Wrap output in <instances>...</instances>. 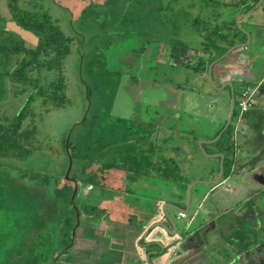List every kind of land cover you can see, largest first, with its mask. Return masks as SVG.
<instances>
[{
    "label": "rangeland",
    "instance_id": "obj_1",
    "mask_svg": "<svg viewBox=\"0 0 264 264\" xmlns=\"http://www.w3.org/2000/svg\"><path fill=\"white\" fill-rule=\"evenodd\" d=\"M32 1L20 0V7L30 9ZM41 4L64 33L75 39L65 64L67 93L72 103L67 109L45 114L38 122V143L33 155L0 156V264H23L22 256H31L36 264H42L45 250L50 256H46L47 263L113 264L107 244L103 252L99 250L96 256L86 259L80 251L89 250L91 242L76 240L70 257L52 252L55 242L65 234L67 219L71 217L74 223L68 206L72 181L76 177L80 182L79 205L95 206L98 210L90 216L84 212L76 231L78 240L98 234L105 242L111 234L108 237L101 230L108 232L110 219L129 217L133 203L150 207L155 198L176 195L175 184L170 187L147 168L141 172L149 176L145 189L131 183L132 173L102 169L105 160L93 161L100 152L96 141L104 130L124 123L133 143L140 141L143 146L147 140L166 144L169 150L177 151L173 155L178 161L186 160L189 154L198 163L205 161L207 153L200 148V142L211 140L220 131L229 117L233 98L220 91L222 86H218L214 74L212 83L210 75H202L197 68L206 47V35H216L213 19L218 20V14L234 12V4L225 5L224 0H41ZM11 18L8 0H0V31L6 32L2 41L19 39L28 48H35L37 37L18 27ZM237 19L238 16L237 27L244 32ZM222 32L230 33L224 26ZM174 47L183 63L172 57ZM248 55L264 70L263 52L252 50ZM15 67H0L2 118L14 117L30 95V88L5 76ZM240 87L235 84L237 102ZM213 103L216 105L212 110ZM34 106L39 110L40 100ZM69 134V140L76 145L71 180L66 179ZM83 182L107 190L100 195L95 190L85 195ZM209 188L210 185L196 186L202 197ZM140 195L143 198L139 199ZM223 195L218 190L209 202L220 200ZM30 247L31 254L27 250L22 255Z\"/></svg>",
    "mask_w": 264,
    "mask_h": 264
},
{
    "label": "trees",
    "instance_id": "obj_2",
    "mask_svg": "<svg viewBox=\"0 0 264 264\" xmlns=\"http://www.w3.org/2000/svg\"><path fill=\"white\" fill-rule=\"evenodd\" d=\"M245 1L243 0L242 3L244 4ZM259 1L255 0L254 5L245 4L243 11L245 13L249 12ZM29 4L30 9L21 8L20 0H8L12 21L21 29L31 32L37 37L38 45L35 48H28L25 42L19 39L2 41L6 32L0 31V67L3 64L16 65L14 70L6 71L5 76L16 84L30 88V95L26 103L14 117H0V156L4 157L9 155H20L22 157L33 155L36 151L35 146L38 143V122L43 120L45 114L53 110L67 109L72 103L67 93L68 82L65 74V64L72 53L75 39L64 33L59 23L44 9L41 0H33ZM232 23L235 26L232 28V32L228 34H224L222 29L224 26L229 31L230 24L216 27V32L213 33V35L216 34L214 37L209 34L206 35L204 39L206 47L203 48V56L197 68L202 75L208 74L210 65L226 54L229 49L235 45L246 43V35L234 24V21ZM175 49L174 47L171 50L172 57L175 58V62L183 63V60H179L176 56ZM249 85L246 83L240 86L245 88ZM241 93L242 90L239 96H241ZM37 100H40L39 110H36L34 106ZM238 102L236 101L234 120L238 116ZM84 122L85 120L80 123ZM231 128L232 126L216 143L220 151L225 153L226 160L230 156V152L224 148L229 145ZM220 131L215 134L214 138L217 137ZM64 142L66 143V138ZM139 142L133 143L130 141L124 123L114 128L110 127V129L104 130L99 140L96 141L100 146V152L93 161L101 162V160H105L102 169L107 170L115 167H120V169L135 168L139 174L145 166L157 170V164L150 161V153H153L154 145L151 143L148 149H144V146ZM68 147L74 159L72 152L76 149V145L69 140ZM162 162L165 165L163 175L167 184H171V187L172 184L180 181L182 182L181 189L186 192L190 181L187 178L179 177L178 164L168 158L162 160ZM82 174H84V171H82ZM74 178L77 180L76 177ZM131 180L136 179L131 178ZM71 193L68 202H70ZM70 210L69 213H74L72 208ZM85 211L90 215L94 212L93 209L88 207L85 208ZM74 223H72L71 217L67 219L65 234L55 242L52 252H61L70 244V239H66V235L68 232V236L71 235ZM27 250L31 254L32 247L23 250L22 255ZM46 252L45 250V256L42 255L41 260L44 262L42 264H53V262L47 263L49 259L47 257L50 256H47ZM67 252L69 253L68 257H70L72 248L69 247ZM22 257L23 264H36L33 257Z\"/></svg>",
    "mask_w": 264,
    "mask_h": 264
},
{
    "label": "flooded vegetation",
    "instance_id": "obj_3",
    "mask_svg": "<svg viewBox=\"0 0 264 264\" xmlns=\"http://www.w3.org/2000/svg\"><path fill=\"white\" fill-rule=\"evenodd\" d=\"M231 87L230 95L233 98L235 96V84ZM248 87L253 91L250 106L246 111H241L239 109L236 120H234L233 114L231 124L228 127L229 129L230 126H232L229 134V145L224 148L230 152V156L227 160L225 153L221 152L216 145L219 140L214 143H207L208 145H203V149L205 153H207V160H205L206 162L202 160L200 163L196 161V158L191 157L190 154L186 160L179 159L178 161L176 155L171 156L170 152L172 150L166 148V144L163 146L162 144L144 140V149H148L151 143L154 145L153 156H151L150 161L157 164V170L150 166H145L143 170L147 168L155 173L156 178L166 181L163 175L165 165L162 160L167 158L174 160L179 166V177L187 178L190 181L188 188L194 185L189 208L191 207L194 193L198 192L196 186L210 185V188L206 191L207 194L204 196L203 200H201L202 206L195 218L199 222L197 224L202 222L204 223L203 226H205L202 232L200 231L197 235L211 234L217 226H222L221 231L224 246H226L229 252L235 251V253L238 254V263L264 264V82L256 87L250 85L245 88L241 87V90L243 91ZM219 101V99L216 100L217 103ZM212 108L213 107H211V109ZM228 118L221 131L225 128ZM215 139L216 138L213 137L211 140L206 141H213ZM198 141L199 140H197L196 143H198ZM221 154L224 156L223 159L217 156ZM222 160L224 169L222 176H220ZM161 168H163V170H161ZM114 169H119L129 175L132 173L134 177L131 178L136 180H131V183H135V186L142 189L147 188L145 180L149 178L148 175L137 173L135 168L120 169V167H115ZM209 172H211V178H206L205 174ZM218 179L219 181L215 183ZM72 182L74 186L71 196L75 188V182ZM78 182L79 180L77 181L78 191L74 204L71 200L68 202L69 211H71L70 208H72L74 212L75 223L73 224L71 235L66 237V239H70V244L59 252L61 256L69 254L67 252L69 247L72 249L75 248L76 240L78 241V239H76V231L77 228L81 227V219L84 218V212H86L85 208L87 206L83 204L81 207L79 201L77 202L80 192V182ZM174 184L177 188L175 196L178 198L175 206L185 210L188 206V188L187 191L184 192L181 189L182 182L178 181ZM81 187L84 194H89L92 190H95L96 193L100 195L103 191L107 190L99 185L86 182H83ZM218 190L224 192V198L222 197L220 200H215L212 203L209 202L212 194ZM140 197L143 196L140 195ZM237 198L239 199L237 200ZM160 200L161 199L155 198L154 203ZM207 202H209V204H206ZM88 208L97 210L95 206H88ZM77 212L79 213V225H77ZM88 216H90V214H88ZM186 216L187 214H185L184 218H186ZM76 226L74 241H72L73 229Z\"/></svg>",
    "mask_w": 264,
    "mask_h": 264
},
{
    "label": "crops",
    "instance_id": "obj_4",
    "mask_svg": "<svg viewBox=\"0 0 264 264\" xmlns=\"http://www.w3.org/2000/svg\"><path fill=\"white\" fill-rule=\"evenodd\" d=\"M254 1L246 0L243 4V0H224L225 5L234 4V12L225 16L218 14V20L210 19L214 28L230 24L229 32H232V28L235 26L232 21L236 24L235 18L238 16L237 23L250 35V41L247 43L248 36L241 30L247 37L246 48L235 49L225 57L226 60L222 59L216 62L212 67V81H210L214 83V74L218 86H222L220 91L227 92L229 95L232 88L230 84L248 83L250 86L256 87L264 82L263 68L258 67L259 64L255 62V58L248 55L249 52L252 53V50L256 53L263 52L261 58L264 59V0L258 5L260 0L253 7L258 5L250 15L243 11L245 4L254 5ZM256 57L259 56L256 55ZM208 74L206 75L208 76ZM213 104L212 109L216 105ZM173 152L174 150L170 152L171 156H173ZM205 176L211 178V172ZM206 194L207 192L202 197L199 191L194 193L186 218H181L180 213L173 207L177 204L176 196L161 199L150 207L140 205V202L133 203L132 207L128 206L131 210L130 215H127L129 217L110 219L108 232L101 230L103 235L109 237L111 234L109 240L101 241L97 233L90 239L81 237L78 240L79 243L91 242L92 244L89 250L82 248L81 256L85 259L94 257L99 250L103 252L104 244H107L113 264H237L239 262L238 254L235 251L229 252L224 246L222 226H217L211 234L197 235L205 227L202 222L197 224L199 222L195 218L201 209V200ZM140 198L143 197L139 196ZM166 204L173 205L167 207V213L164 210ZM174 210L178 213L173 212ZM169 218L175 222L176 231ZM148 256H150V261L147 259Z\"/></svg>",
    "mask_w": 264,
    "mask_h": 264
},
{
    "label": "water",
    "instance_id": "obj_5",
    "mask_svg": "<svg viewBox=\"0 0 264 264\" xmlns=\"http://www.w3.org/2000/svg\"><path fill=\"white\" fill-rule=\"evenodd\" d=\"M262 2H263V0H261L260 3H259L258 5H260ZM258 5H257L256 7H258ZM256 7L253 8L252 10H250V11L247 13V15H250V14L256 9ZM237 22H238V20H237ZM238 25H239V24H238ZM244 32H245L246 35L248 36V41H247V43H249V41H250V35H249L246 31H244ZM247 43H246V44H241V45H235L234 47H232L231 49H229V50L226 52V54H224L220 59L216 60L214 63H212V64L210 65V68H209V75H210V80H211V81H212V67L214 66V64H215L216 62H218V61L224 59L225 57H227V56H228L232 51H234L235 49L240 48V47H246V46H247ZM230 86H232V84H230ZM234 109H235V99H234V97H233V99H232L231 111H230V116H229V118H228V121H227V124H226L225 128L220 132V134L216 137L215 140H213V141H208V142H207V141H201V142H200V148L202 149V151H204V149H203V145H204V144H207V143H214V142L218 141V140L220 139V137L223 135V133L228 129V127H229V125L231 124V121H232V117H233V114H234ZM69 139H70V134H69V136H68V138H67V143H66L67 151H68V156H69V167H68V171H67V174H66V179H67V180H71V178H70V172H71V170H72V166H73V159H72L71 153H70V151H69V147H68V145H69ZM204 152H205V151H204ZM217 156H220L222 159L224 158V156H223L222 154H221V155H217ZM223 169H224V167H223V160H222L220 176H222V174H223ZM219 179H220V178H219ZM219 179L216 180L215 183L218 182ZM73 181H74V180H73ZM74 182H75V188H74L73 194H72L71 199H70L71 202H72L73 204H74V200H75V197H76V195H77V191H78V184H77V181H74ZM193 187H194V185H191V186L188 188V194H187V203H188V206H187V208H186L185 210H183V209H181V208H179V207L173 206V205H171V204H166V207H164V210H166L167 207H172V206H173V207H175V209H176L178 212L187 214V213L189 212V205H190V202H191V195H192V189H193ZM165 212L167 213V210H166ZM77 219H78L77 225H79V213H78V212H77ZM169 219L171 220V222H172V224H173V228H174V230L176 231V230H177V227H176V225H175V222H174L171 218H169ZM76 228H77V226L73 229L72 241H74ZM174 234H175V232H174ZM147 259L150 261V256H148ZM149 264H151V263H149Z\"/></svg>",
    "mask_w": 264,
    "mask_h": 264
},
{
    "label": "built area",
    "instance_id": "obj_6",
    "mask_svg": "<svg viewBox=\"0 0 264 264\" xmlns=\"http://www.w3.org/2000/svg\"><path fill=\"white\" fill-rule=\"evenodd\" d=\"M252 94H253V91L251 90L250 87L242 91L240 100L238 102V106L241 111H246L247 108L250 106V100H251ZM179 216L181 218H184L185 213H180Z\"/></svg>",
    "mask_w": 264,
    "mask_h": 264
}]
</instances>
